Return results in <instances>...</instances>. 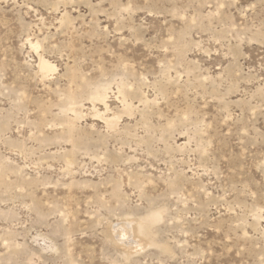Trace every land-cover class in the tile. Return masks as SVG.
Segmentation results:
<instances>
[{
    "label": "rangeland",
    "instance_id": "374dc122",
    "mask_svg": "<svg viewBox=\"0 0 264 264\" xmlns=\"http://www.w3.org/2000/svg\"><path fill=\"white\" fill-rule=\"evenodd\" d=\"M0 264H264V0H0Z\"/></svg>",
    "mask_w": 264,
    "mask_h": 264
},
{
    "label": "bare ground",
    "instance_id": "6f19581e",
    "mask_svg": "<svg viewBox=\"0 0 264 264\" xmlns=\"http://www.w3.org/2000/svg\"><path fill=\"white\" fill-rule=\"evenodd\" d=\"M41 58V57H40ZM40 62V68H41V70L43 71V72H49V71H51L52 69H53V67L48 63V62H46L45 60H40L39 61ZM98 90L100 91V88H98ZM96 98L100 101H103L104 100V96L102 95V93H97L96 94ZM71 101H72V99H71ZM71 104V103H70ZM155 218H157L156 217V215H153L152 216V218L151 219H155ZM127 222V221H126ZM126 222H125V224H126ZM135 222V221H134ZM137 222V221H136ZM139 222V221H138ZM137 222V231H139V233L140 232H142L143 231V223H138ZM124 224V225H125ZM118 232V231H117ZM110 239V238H109ZM120 239H122L121 241H122V243H124L123 242V239H126V233H125V230L123 229V231L121 230V235H120ZM132 239V238H131ZM111 241H113L112 240V238L110 239ZM134 241V240H133ZM127 244V243H126ZM129 244V243H128ZM131 245L133 244L132 242L130 243Z\"/></svg>",
    "mask_w": 264,
    "mask_h": 264
}]
</instances>
